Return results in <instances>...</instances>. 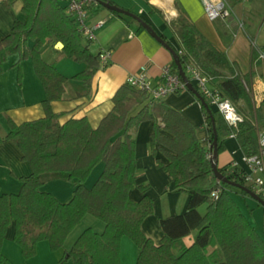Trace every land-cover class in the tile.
<instances>
[{"label":"trees","instance_id":"trees-1","mask_svg":"<svg viewBox=\"0 0 264 264\" xmlns=\"http://www.w3.org/2000/svg\"><path fill=\"white\" fill-rule=\"evenodd\" d=\"M18 0H5L11 6ZM25 20L16 18L8 34L0 38V74L5 69L9 54L18 53V80L22 81V60L31 58L34 69L45 90L42 99L44 115L22 121L7 117L9 130L0 131V143L13 141L23 158L32 166V172L22 177L18 192H2L0 187V264H15L2 251L8 226L14 222L13 239L24 257L37 253L38 243L47 240L52 250L62 248L70 232L90 213L103 221L104 229L84 228L61 261L72 259L74 264H119L121 242L130 237L139 247L136 264H264V236L251 223L234 199L237 189L244 196L250 193L244 186L253 187L244 178V168L234 166L219 169L228 182L218 180L212 166L215 153V130L218 154L225 149V138L235 134L244 154L258 152V132L264 129V99L257 103L250 85V73H243L238 64L211 42L195 25L186 10L178 4V15L168 24L178 40L173 46L165 34H160L176 57L169 64L180 74L179 63L187 78V65L196 64L212 77V84L230 98L245 115L237 126L214 108L199 92L208 135L201 138L196 125L164 98H154L148 92L128 81L115 91L112 109L97 126L89 118L71 117L60 121L61 113L52 102L62 99L71 79L80 81L75 96L91 97L95 73L105 65L100 52H93L90 39L83 35L76 19L67 12L62 0H20ZM109 1L128 10L112 0ZM161 13L160 9L154 8ZM125 16L126 12L112 10ZM132 12L131 10H128ZM140 27L157 30L141 15ZM130 15V14H129ZM219 19V18H218ZM167 21V20H166ZM158 33V32H157ZM63 42L61 56L84 63V68L67 76L42 55L47 42ZM253 58H259L253 47ZM181 75V74H180ZM244 106H238L240 102ZM153 121L150 148L155 155L162 152L167 161L157 156V165L172 178L176 188L189 193L184 212L161 217L164 233L161 242L148 236L142 229L144 218L154 211V199L148 193V183H138L135 132L144 120ZM211 142V147L206 145ZM212 150L213 156H208ZM218 160V157L216 158ZM105 166L95 183L88 187L85 181L94 167ZM77 178L73 197L60 201L54 194L42 190L48 180ZM143 195L134 199L133 188ZM220 187L217 198L211 196ZM207 203L206 211L199 206ZM197 230L194 242L187 245L183 237ZM216 248L208 253V245Z\"/></svg>","mask_w":264,"mask_h":264},{"label":"crops","instance_id":"crops-1","mask_svg":"<svg viewBox=\"0 0 264 264\" xmlns=\"http://www.w3.org/2000/svg\"><path fill=\"white\" fill-rule=\"evenodd\" d=\"M67 3V0H62ZM120 6L131 10L144 17L160 34H165L173 46L178 45V40L170 28L168 21L179 13L180 4L193 20L198 29L216 46L223 50L228 58L236 62L243 73H250V85L254 99L260 103L264 99V0H235L229 3L233 8L230 19H211L205 12L201 0H112ZM20 0L11 6L0 0V38L8 34L14 20L26 19ZM160 9L161 13L154 8ZM245 21L244 28H240L239 20ZM103 20L102 25L95 28V38L91 43V49L97 53L103 49L110 51V57L105 65L94 75L92 81L93 94L91 97L75 96V86L80 81L71 79L66 88V94L62 99L52 102L55 111L61 113L60 121L64 122L71 117L86 115L93 126H97L103 116L113 107L112 97L115 91L130 74L140 70L145 65L153 80L161 78L163 67L170 64L173 59L172 50L158 40L147 28L140 27L138 19L127 14H116L112 9L102 3L94 4L88 13V22L94 24ZM167 20V21H166ZM253 47L256 48L259 58H253ZM62 46L47 42L42 47V55L48 61H56L57 68L67 76H71L84 68V63L74 61L67 56H61ZM13 61L9 67H5L0 74V116L6 121L7 116L20 123L44 115L42 99L45 90L31 64L22 63V81L17 78L15 69L18 66ZM165 101L180 110L190 119L197 128L201 138L208 135L205 124V115L202 110L199 96L190 89L172 92L163 97ZM7 112L6 117L3 113ZM9 127L5 130L6 133ZM153 121L144 120L138 126L134 136L136 139V156L138 164V183H148V193L154 199V211L142 221L143 231L152 237L156 243H160L164 235L159 220L171 214L184 212L187 209L189 193L176 188L171 176L157 165V156L167 161V157L160 151L155 155L150 148ZM225 149L218 154V166H226L231 170L235 165L246 168L243 160L244 152L235 134L225 138ZM104 162L98 163L85 181V185L91 187L104 169ZM32 172L31 164L23 158L21 150L11 140L0 143V187L2 192H18L22 186V177ZM79 180L53 178L41 186L54 194L60 201H68L73 197L74 189ZM235 191H232V194ZM130 195L134 199L142 197L143 192L139 188H133ZM259 202V201H258ZM260 205H263L259 202ZM207 203L199 206L203 213ZM250 220L248 214L244 212ZM251 221V220H250ZM94 222L93 220L90 221ZM85 223L82 231L94 224ZM251 223L256 227L255 223ZM94 227L98 231L104 229V223L95 220ZM257 229V228H256ZM14 222L6 231L3 253L12 260H19L23 264H74L71 259L61 261L65 250L64 246L58 250H52L49 242L41 240L38 243L36 255L26 258L13 239ZM258 231V229H257ZM259 232V231H258ZM80 234V233H79ZM197 230L183 237V241L190 245L194 242ZM124 236L121 242V257L119 264H136L139 247ZM77 238V236H75ZM15 243V244H14ZM217 244L208 245L210 253ZM41 248L45 251L41 254ZM52 251V252H51ZM21 253V254H20Z\"/></svg>","mask_w":264,"mask_h":264},{"label":"built area","instance_id":"built-area-1","mask_svg":"<svg viewBox=\"0 0 264 264\" xmlns=\"http://www.w3.org/2000/svg\"><path fill=\"white\" fill-rule=\"evenodd\" d=\"M201 2L206 14L211 19H228L233 14V8L227 0H201ZM96 3H98V0H67L66 6L67 12L76 19L83 35L93 40L95 38V28L103 23V20H99L94 24L88 22L89 9ZM239 25L244 27V22H239ZM109 57L110 51L108 49L101 50L100 58L103 63L107 62ZM187 73L190 76L188 81L225 118L229 110L239 117L231 125L237 126L240 121L244 120L245 115L240 112L236 104L212 84L211 76L204 73L194 63L187 65ZM127 81L133 86L148 92L154 98H163L169 93L189 89L187 81L178 72L173 71L169 64L163 67L161 78L158 81L152 79L145 65L141 66L139 71L130 74ZM228 123L230 124L229 121ZM258 143V152L250 155L244 154L243 156V160L246 163L244 178L253 187L254 191L264 198V129L258 132ZM206 145L211 147V142L206 141ZM208 156H213L212 150L208 151ZM219 193L220 187H216L212 190L211 196L217 198Z\"/></svg>","mask_w":264,"mask_h":264},{"label":"rangeland","instance_id":"rangeland-1","mask_svg":"<svg viewBox=\"0 0 264 264\" xmlns=\"http://www.w3.org/2000/svg\"><path fill=\"white\" fill-rule=\"evenodd\" d=\"M229 3H234L235 0H227ZM232 17V15L230 16ZM229 17V19H230ZM240 22H244L245 21L243 19L239 20ZM241 29L244 28L242 26H239ZM19 59V54L18 53H12L9 54L8 59L5 61V67H9V64L12 63L13 61H17ZM22 63L24 64H31V66L34 67L33 61L31 58H26L24 60H22ZM18 66V65H17ZM35 70V69H34ZM16 72V77L18 75V68L15 69ZM39 78V77H38ZM239 107L240 106H244V103L241 101L240 103L237 104ZM7 112L3 113L4 117H6ZM8 117V116H7ZM5 119V118H4ZM2 119V117L0 116V131L1 132H5V130L7 129V127H9L7 118L6 121L4 122ZM95 168V167H94ZM234 199L237 201L238 205L240 206V208L243 210V212H246L250 218V220L255 223L256 228L258 229L259 233L264 236V206L260 205L258 200L254 197H252L251 195H246L244 196L241 192H239L237 189H234ZM93 220L94 222L90 221ZM95 220L101 221L100 219H98L97 217H95L94 215L87 213L81 220V222L70 232V234L68 235L66 242H65V246L69 247L71 245L72 241H75V236H78L79 233L81 232L80 229L85 225V223H90V224H94V227H96L95 225ZM129 240H131L132 242H134L130 237H127ZM46 243H48V241H45ZM15 244V243H14ZM18 248H20L19 244L16 243ZM135 244V242H134ZM41 254H44L45 251L43 250V248H41ZM52 252V251H51ZM21 254V253H20ZM23 256V255H20ZM15 264H23L22 262H20L19 260H13ZM70 262H73L72 259ZM25 264V263H24Z\"/></svg>","mask_w":264,"mask_h":264},{"label":"water","instance_id":"water-1","mask_svg":"<svg viewBox=\"0 0 264 264\" xmlns=\"http://www.w3.org/2000/svg\"><path fill=\"white\" fill-rule=\"evenodd\" d=\"M102 4L112 10H119V11H122V12H126L127 14H130V15H133L132 12L128 11V10H125L119 6H117L116 4H112L110 3L109 1H105V2H102ZM135 17V16H134ZM137 18V17H135ZM139 20V19H138ZM147 29L150 31L151 28L149 25H146ZM158 40H160L162 43H163V39L161 38L160 34L155 32V31H150ZM58 44L60 46H63V42L61 41H58ZM172 53L173 55L176 57V52L174 49H172ZM179 68H180V74L182 76V78L187 81V84H188V88L190 90H192L194 93H196L198 96H199V92L198 90L194 87V85L188 81V78L185 74V72L183 71L182 69V66L181 64L179 63ZM213 145L215 146V153H214V157L212 158V166H213V170H214V173L215 175L217 176L218 180L220 181H224V182H228L229 181V178L227 177L226 174H224L220 169H219V166H218V161L216 160V158L218 157V152L216 150V147H217V134H216V130H215V137H214V141H213ZM244 188L250 193V195L254 198H256L259 202H261L262 204H264V198H262L258 193H256L254 190H252L251 188L249 187H246L244 186Z\"/></svg>","mask_w":264,"mask_h":264},{"label":"clouds","instance_id":"clouds-1","mask_svg":"<svg viewBox=\"0 0 264 264\" xmlns=\"http://www.w3.org/2000/svg\"><path fill=\"white\" fill-rule=\"evenodd\" d=\"M239 119V117H237L233 111L229 110L227 115H226V120L231 123H235V121Z\"/></svg>","mask_w":264,"mask_h":264}]
</instances>
